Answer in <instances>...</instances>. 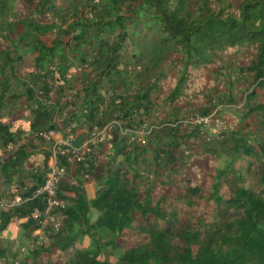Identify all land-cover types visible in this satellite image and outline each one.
<instances>
[{
	"label": "trees",
	"instance_id": "16d2710c",
	"mask_svg": "<svg viewBox=\"0 0 264 264\" xmlns=\"http://www.w3.org/2000/svg\"><path fill=\"white\" fill-rule=\"evenodd\" d=\"M144 5L157 18L158 47L177 58L171 74L131 94L125 82L113 79L126 74L119 68L125 12ZM0 28V35L15 28L19 35L16 48L2 41L5 67L16 66L8 57L15 49L35 56L21 92L0 78L3 145L21 138L6 123V107L18 102L28 114L27 135L59 129L55 119L62 111L61 128H106L73 176L58 185L65 215L58 228L32 236L36 222L17 224L41 205L38 200L0 212V262L16 246L12 259L23 248L22 264H264V139L249 143L232 132L214 147L199 143V127L181 130L191 114L213 112L210 94L218 89L207 76L221 55L240 59L234 77L254 86L251 97L264 89V0H201L192 8L186 0H0ZM106 78L111 92L101 86ZM156 112L164 119L150 131L153 162L165 173L158 189L137 181L131 168L140 154L131 158L125 151L117 124H145ZM247 115L264 129V102H253ZM112 130L128 165L87 199L84 186L104 159L112 162L113 153L100 147ZM35 146L28 140L6 157L0 154V187L42 184L49 154L33 152ZM92 211L98 214L94 223ZM13 226L16 233L3 234ZM106 247L121 250L115 261L104 257Z\"/></svg>",
	"mask_w": 264,
	"mask_h": 264
},
{
	"label": "rangeland",
	"instance_id": "374dc122",
	"mask_svg": "<svg viewBox=\"0 0 264 264\" xmlns=\"http://www.w3.org/2000/svg\"><path fill=\"white\" fill-rule=\"evenodd\" d=\"M186 1L189 7L192 8L199 5L201 0ZM77 7L79 11L82 9L80 5ZM125 18L127 37L121 50V64L119 68L123 69V72L125 70L126 74L122 76V79L119 77L114 78L113 82L114 84L125 82L124 84L129 92L134 94L137 92L138 88H146L148 84L153 81L156 82L157 78H160L163 74H171L173 69L172 62L177 58V54L173 50H161L158 47L161 35L157 27V18L155 17L153 9L149 6L144 5L139 7L136 13L125 12ZM64 27L65 25H63V28ZM18 36L17 28H15L14 33H7V30L2 31L0 35V51L3 48L2 41H7V44L13 45V48H16L15 45L19 44V40H17V38H19ZM15 50L16 51L8 54V57L14 60V63L16 64L12 71L9 70L8 67H5L2 57H0V69H2V71H0V78L3 76L9 81L11 91L21 92V84L27 80V72L30 70L35 56L29 52ZM217 62V66L214 67L207 76L212 84L215 85V89H218V91H214L210 94L212 104L214 105L212 113H214L217 118L223 120L222 122L226 124L227 128L220 135H216L217 137H212L210 134L201 135L199 143L220 147L221 140L232 132H240L249 143L262 141L264 139V129L258 125V121L253 115L246 116V112L248 106L253 102H264V89L261 88L256 90L255 95L251 97L250 93L254 86H249L248 84H244L235 79L234 70L241 63L236 55H221L218 57ZM109 80L111 79H103L101 86L103 90L111 92L108 89L113 83ZM159 95L160 91L153 94L155 97ZM41 100L44 99L41 98ZM22 105V102H18L14 106L9 105L6 107V123L9 124L11 129L17 132L21 137L19 140L17 138L16 141L26 140L30 136L27 135L28 114ZM196 114L198 113L191 114L184 121L181 130L184 132L194 130V125L189 123V118L194 117ZM163 120L162 115H159L158 112L153 114L151 118H148L145 124L143 123L139 125L137 124V121H140L137 120L130 128H126L130 131V134H127V136H124L123 138L126 146L125 151L129 152L131 158L134 155L140 154V158L131 170L136 174L139 184L147 188L155 185L158 189L160 186L159 182L163 179L165 174L164 169L161 167V163L153 162L154 153L152 152V148L156 145V139L152 138L150 135L152 128L157 126L158 123L163 122ZM132 137L133 139L130 140ZM107 138L108 141L102 139L100 147L105 146L107 153L110 151L113 153L112 162H108L107 159H104L106 161L102 164L101 169L96 174L93 181L84 186L86 197H90L91 194L100 191L103 188L104 182L113 176L117 169L128 165L125 156L119 152L122 143L116 141L117 138L120 139V135L117 136L114 133V130H112L109 132ZM111 144L114 146L112 147ZM46 149L47 146L38 144L32 148V151L37 152ZM1 182L2 180H0V183ZM1 190H4L3 186L0 187V191ZM97 217L98 214L95 211H92L90 214L91 223H94ZM17 224L19 225L18 222ZM15 230L16 227L13 226L9 230L4 231L3 234L11 232L16 233ZM39 234L40 233L37 234L33 232L32 236ZM100 235L103 234L101 233ZM14 248H16V246H13L12 252L11 250L8 252L3 261L4 264H13L14 258L12 259V255ZM120 253L121 250L112 249L110 247H106L103 251L104 257L110 261H115Z\"/></svg>",
	"mask_w": 264,
	"mask_h": 264
},
{
	"label": "built area",
	"instance_id": "2783aa9c",
	"mask_svg": "<svg viewBox=\"0 0 264 264\" xmlns=\"http://www.w3.org/2000/svg\"><path fill=\"white\" fill-rule=\"evenodd\" d=\"M65 114L66 111H62V117L55 119L59 129L51 128L38 131L30 135L26 140L9 142L5 145L0 140V154L4 157L10 154L15 147L28 140L32 141L35 145L42 144L47 146V149L44 151L48 152L49 155L46 162L45 178L42 184H25L11 190L0 191V212H7L31 200H38L40 202L41 205L39 207H35L28 216L17 221L19 224L27 220L36 222L37 229L34 233L37 234L41 233L47 226H51L52 228L60 226L65 215L63 213L64 203L57 196L58 185L67 177L73 176L74 169L86 159L87 155L91 152L92 146L106 129H99L96 126L90 131L84 128L76 131H73L70 127L61 128L62 119ZM189 119V123L194 125V127H199L203 131V134H210L212 137L220 135L227 128L226 124L222 122L223 120L217 118L214 113L208 116L196 114ZM117 124L122 136L130 134L129 130L123 129L119 123ZM132 139L133 137L130 138V140ZM78 141L80 143L75 145ZM94 195L93 193L90 197L87 196L88 198H86H93ZM23 252L24 249L22 248L13 264H22ZM0 264L4 263L0 262Z\"/></svg>",
	"mask_w": 264,
	"mask_h": 264
},
{
	"label": "water",
	"instance_id": "95a60500",
	"mask_svg": "<svg viewBox=\"0 0 264 264\" xmlns=\"http://www.w3.org/2000/svg\"><path fill=\"white\" fill-rule=\"evenodd\" d=\"M80 143V141L76 142L75 145H78Z\"/></svg>",
	"mask_w": 264,
	"mask_h": 264
}]
</instances>
